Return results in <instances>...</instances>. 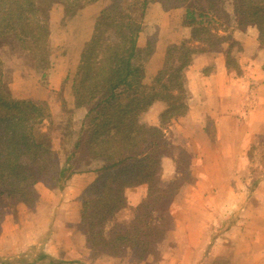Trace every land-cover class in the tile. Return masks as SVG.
Segmentation results:
<instances>
[{"label": "trees", "instance_id": "16d2710c", "mask_svg": "<svg viewBox=\"0 0 264 264\" xmlns=\"http://www.w3.org/2000/svg\"><path fill=\"white\" fill-rule=\"evenodd\" d=\"M98 1L0 0V51L23 53L41 79H46L52 69L50 12L62 6L65 23ZM107 1L83 46L72 80L75 108H86L87 113L82 137L64 162L45 126L53 117L49 106L12 95L11 78L0 56V234L11 209L19 204L35 207L38 184L52 190L65 187L75 173L73 158L80 152L86 163L101 165L97 179L81 195L79 229L92 254L123 257L132 252L135 260L145 261L158 253L159 243L174 228L170 208L180 190L196 182L191 174L193 155L172 145L166 136L172 120L188 112L184 70L196 54L216 51L224 43L227 37L210 23L217 24L224 17L230 21V17L224 0ZM152 3L165 11L185 9V25L192 27V33L190 39L167 48L163 67L147 85L145 64L155 51V42L148 40L140 49L138 39ZM231 7L237 27H256L264 46V0H231ZM231 64L228 53L227 67ZM155 102L165 109L158 126L147 125L143 115ZM166 158L174 161L176 175L163 182L160 175ZM142 184L148 186L147 197L132 217H121L127 207L125 190ZM42 262L61 264L40 253L22 264Z\"/></svg>", "mask_w": 264, "mask_h": 264}, {"label": "crops", "instance_id": "0c3cea01", "mask_svg": "<svg viewBox=\"0 0 264 264\" xmlns=\"http://www.w3.org/2000/svg\"><path fill=\"white\" fill-rule=\"evenodd\" d=\"M102 2L106 1L101 0L81 13L89 11V20L92 16L96 18ZM153 11H161L166 16L170 15V12L176 16L182 14V9L168 11L169 14H166L158 3L150 4L147 14ZM51 15L59 17L60 12L53 9ZM163 15L162 18L165 17ZM76 19L77 17L74 21L71 19L68 27L72 22H76ZM83 19L86 21V18ZM163 24L162 27L168 28L165 21ZM170 31L172 34L168 37L172 38V43L178 38L179 33L176 28ZM161 32L156 51L145 65L144 82L147 85L151 84L153 77L162 68L165 58L164 46L162 48L165 34ZM220 35L227 38L216 51L205 50L206 52L196 54L185 68L184 87L188 112L185 116L172 120L166 130V136L172 145L188 150L193 155V160L201 164L195 184L188 185L189 188L182 187L177 195V200L181 195H186L183 207L177 214L173 213L172 207L171 214L173 213L175 220L183 214V210L191 219L196 216L201 222L198 236L205 237L213 225L218 226L217 221L220 220L214 219L221 217L226 219L242 210L239 222L232 224L231 230L226 234L227 238L221 239L222 243L234 246L231 244L232 240L240 242L235 250L240 264H264V181L255 190L256 200L250 203L247 202V182L241 181L238 184L236 179L237 174L247 169L248 152L256 149L257 145L264 144V46L260 43L258 30L254 26L239 28L235 24L228 31L220 30ZM145 42V38L140 35L138 46L142 48ZM235 46L241 47L236 59L241 60L239 63L242 66L241 72L236 74L227 67V54L233 55ZM6 50L0 51V56L7 71V66L12 61L10 58L13 56L5 60L1 53ZM51 70L46 79L54 90H58L68 76V68L63 62ZM22 73L24 74L21 72L19 76H22ZM13 80L9 85L11 93L15 91L16 94L28 98L27 95L31 93L29 81L24 80V77L21 82L14 83ZM164 109V104L153 103L143 115L142 122L158 126L159 117ZM92 163L93 167L75 172L60 195L51 192V195L47 193L50 197L40 196L35 212L41 216L46 214V221L42 226L36 227L33 224L35 218H32L30 236H24V230L28 226H22V218L25 217L27 210L24 204L18 205V216L10 213L5 216L0 234V259L18 257L37 247L40 254L47 255L61 264H124L122 258L126 256L101 255L93 258L87 238L79 229L81 195L95 182L98 177L96 170L101 166L99 162ZM161 168L160 176L163 182L175 177L176 168L172 159H164ZM147 195L146 184L126 189L127 207L121 212V217H132L134 210L141 205ZM11 222L14 226L17 225L13 230L10 229ZM216 242L219 240L216 239ZM185 248L186 252L191 254L195 252L201 254V257H204L203 264L208 263L204 246L200 249V246L187 245ZM152 257L155 256H149L141 264L151 263L149 259Z\"/></svg>", "mask_w": 264, "mask_h": 264}, {"label": "rangeland", "instance_id": "374dc122", "mask_svg": "<svg viewBox=\"0 0 264 264\" xmlns=\"http://www.w3.org/2000/svg\"><path fill=\"white\" fill-rule=\"evenodd\" d=\"M99 1L101 2V0ZM105 1L106 2L100 3L99 13L106 6H108L109 2L107 0ZM224 1H225V9L229 13L230 21L229 20L227 21L226 18L224 17L225 19L221 18L217 24L210 23L211 27L215 26L218 29H220L222 32L228 31L230 27L236 24V22L233 19L234 17L232 15L231 0H224ZM86 8L79 11L73 18H70L67 21H65V23H62V18L64 16L62 6L56 5L54 7L56 11L59 10L60 12L59 17H53V15H51L52 35L50 42L52 47V57H51L52 69L55 68L57 64H61L64 62V65L67 66L69 71L68 76L65 78V82L62 84V86L59 87L58 90H54L51 87L50 83L47 81V79L44 80L41 79V75L36 70L33 61L31 62L26 55H23L20 52L13 53L9 50L3 51L1 53L2 57L5 60H8L10 57L13 56L12 58H10V60L12 61H10L9 65L7 66V74L11 78V81L15 79L13 80L14 83L21 82L23 80V77L24 80L29 81L28 87L31 90V93L30 95H27L28 98H24L23 96L16 94L15 91H12V95L20 99L33 100L36 103H46L49 106L53 117L49 122L45 123V126L46 129L51 134L52 145L54 150L61 156L60 157L61 162H64L66 157L69 154H72V152L74 151V145L79 140V138L82 137L84 130V123L86 121L85 116L87 113V109L81 108L79 112L76 111L77 108H75L74 97L72 92V80L75 77L76 69L79 64L83 46L85 42L89 40L91 33L93 31L95 19L97 18V17L93 18L92 16V18H90L89 20L88 18L89 11H85L84 13H81ZM165 12L166 14H169L168 11ZM99 13L97 15H99ZM181 13H182L181 15L176 16L174 15L173 12H170V15L166 16L161 11L158 12L153 11L147 14V10H146V14L142 20L143 31L140 34L142 38H145L146 42L142 48L141 47L139 48L144 49L146 47L147 41L152 40L155 42V49H156V44L159 40V35L161 30H163L161 33L165 34L163 37L164 42H162V48L164 46V54H166L167 48L170 45L179 44L186 38L190 39L192 33V27H188L185 25V17H186L185 9H182ZM161 15L165 17L162 18ZM76 17H77L76 22H72L68 27V22H71V19L74 21ZM83 18H86V21H84ZM213 20L215 21V19ZM164 21H165V25H168V28L162 27L164 25L163 24ZM206 21L213 22L212 18L211 19L207 18ZM172 28H176V31L179 34H178V38H176L175 41L171 43L172 38H169L168 36H171L172 32L170 30ZM193 46H198L196 48H200L199 47L200 45L197 44H194ZM240 51H241V47L235 46L232 52L233 55L230 56L232 63L230 69L234 74L241 72L242 70V66L239 63L241 62V60L236 59ZM239 58H241V56ZM164 60H163V64H164ZM21 72H24V74L22 73V76H19ZM19 85L20 83L18 84V86ZM263 147L264 144L260 146L257 145L256 149L248 152L249 164L247 165V169L245 172L237 174L236 176L238 184L241 183V181L247 182V186H248L247 202L250 203L256 200L255 190L257 189L258 185L262 181H264V148ZM86 162H87L86 157L79 152L78 155L74 157L72 161V163L75 164L74 166L75 172H80L86 168L91 167L93 164L92 161L89 163ZM200 167L201 164L197 163V160L195 159L192 160L191 174L194 178H196L197 171L199 170ZM186 187L189 188L188 185H186ZM36 189L37 192L39 193V198H40V196H44V195L50 197L48 194L51 195L52 194L51 192L54 193L56 192L55 194L60 195L61 192H63V190L65 189V187L62 186V188L60 187L52 190L47 188L44 184L40 183L36 186ZM180 197L181 198L178 200L176 199L177 198L176 197L175 198L176 200L174 201L175 202L174 205L171 206V208L173 207L174 214H177V211L181 207H183V201L186 195L183 194ZM38 202L39 200L37 201V204L33 209L26 206L27 210L25 212V217L22 218L23 223L26 221L24 224L22 223V226L25 225L28 226V228L24 230L25 232L24 236L26 237L30 236L32 233L30 226H32L33 224H35L36 227L38 225L42 226V224H44V222L46 221L45 220L46 214H43L41 216L40 213L35 212ZM241 211L239 213H235V214L233 213V215H230V217L226 219H223V217H221L220 219H214V220H220L217 221L218 226L213 225V228L206 233V236L201 237L198 236V233L200 232L198 228L201 222L198 221L196 216L195 218L191 219L186 213H184L183 210V214L182 215L180 214L178 216V219L176 218L177 220H175V218L173 217L174 228L171 231L167 232L163 242L159 243L157 247L158 253L155 255L154 258L152 257L149 259V262L150 261L152 262L144 263V264H203L204 257H201V254L199 255L196 252L193 254L186 252L185 246L187 245L193 247L200 246V249L202 246H204L206 250L205 257L208 260V263L206 264H240L241 262L237 257L238 254L235 253L236 247L240 242H235L232 240L231 244H233L234 246H230L229 244L224 245L221 239L227 238L226 234H228L229 231L231 230L232 224L239 222ZM9 213L13 214L15 217L18 216V208L11 209L8 212V214ZM32 218H35V222H33V224L31 223ZM214 220L212 221L214 222ZM15 226L17 225L15 224ZM15 226L11 222L10 229L12 228L11 230H13ZM216 239L219 240L218 243L216 242ZM37 249H38L37 247L33 248L29 250L27 253L18 255V257H12L9 259H0V262L4 261V262H15L17 264H22L23 262L25 263L26 261H32L36 257V255L39 254V251H37ZM92 256L93 258L99 257L93 254ZM131 258L134 259V257L132 256V252H128L126 257L122 258L124 264H137V263L141 264L142 262H144V261L138 262L137 260H131Z\"/></svg>", "mask_w": 264, "mask_h": 264}]
</instances>
